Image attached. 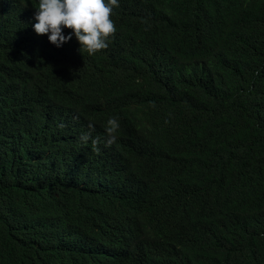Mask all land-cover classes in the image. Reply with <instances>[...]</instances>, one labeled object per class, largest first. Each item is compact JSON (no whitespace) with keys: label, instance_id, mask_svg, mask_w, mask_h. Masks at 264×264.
Listing matches in <instances>:
<instances>
[{"label":"trees","instance_id":"1","mask_svg":"<svg viewBox=\"0 0 264 264\" xmlns=\"http://www.w3.org/2000/svg\"><path fill=\"white\" fill-rule=\"evenodd\" d=\"M118 3L89 55L0 0V264H264V0Z\"/></svg>","mask_w":264,"mask_h":264},{"label":"clouds","instance_id":"2","mask_svg":"<svg viewBox=\"0 0 264 264\" xmlns=\"http://www.w3.org/2000/svg\"><path fill=\"white\" fill-rule=\"evenodd\" d=\"M115 7H119L118 0H39L34 14L37 22L33 29L37 35H47L48 40L57 47L69 42L74 34L80 44L79 51L94 55L108 47L109 37L117 31L111 19ZM65 28L71 30L69 35L64 34ZM89 128L92 129L91 124ZM118 129V119L109 118L105 128V147L116 142ZM81 139L85 143L91 139L93 150L97 153L100 151V137L91 138L89 132Z\"/></svg>","mask_w":264,"mask_h":264}]
</instances>
